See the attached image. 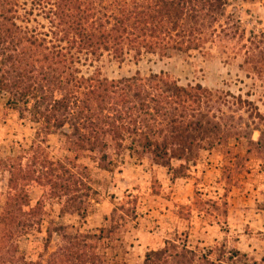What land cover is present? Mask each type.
I'll use <instances>...</instances> for the list:
<instances>
[{"label": "trees", "instance_id": "obj_1", "mask_svg": "<svg viewBox=\"0 0 264 264\" xmlns=\"http://www.w3.org/2000/svg\"><path fill=\"white\" fill-rule=\"evenodd\" d=\"M229 2L32 0V6L44 11V26L31 23L33 8L28 11L26 3L0 0V98L6 109L35 126L36 138L63 132L66 152L60 161L32 156L26 164L8 165V192L0 210V264H124L98 252L112 227L80 234L53 226L44 232L38 262L19 251V239L40 232L42 202L30 207L31 183L45 188L62 214L86 217L96 193L89 169L77 164L81 158L111 172L113 156L119 159L127 153L178 179L186 177L201 151L228 147L230 141L237 145L244 140L247 148L264 151V117L249 114L236 123L200 85L179 86L164 75L84 77L78 69L82 59L98 60L103 54L122 62L130 53L138 60L142 54L165 58L199 51L232 20L226 16ZM258 39L264 42V33L250 38L252 55L263 54L264 48L255 44ZM243 63L251 66L253 61ZM253 132H258L256 142L251 140ZM174 161L177 168L172 167ZM202 204L219 211L225 221L226 199L202 203L194 196L197 210ZM52 234L60 237V244L48 252ZM143 264H264V259L257 261L225 245L202 252L162 240L145 253Z\"/></svg>", "mask_w": 264, "mask_h": 264}, {"label": "rangeland", "instance_id": "obj_2", "mask_svg": "<svg viewBox=\"0 0 264 264\" xmlns=\"http://www.w3.org/2000/svg\"><path fill=\"white\" fill-rule=\"evenodd\" d=\"M19 3H26L28 11L33 8L29 16L33 25V20L47 25L44 11L32 6V0ZM227 15L232 20L224 31H217L199 51L171 53L165 58L142 54L138 60L130 53L122 62L103 54L98 60L82 59L78 65L80 75L99 73L109 80L135 74L144 78L164 75L179 86L208 89L223 104L222 112L236 123L249 114L264 117V51L252 55L249 49L250 38L264 33V0H230ZM259 41L255 44L264 48V42ZM246 59L253 61L251 66L243 63ZM62 133L36 138L35 126L6 109L0 98V210L8 192V165L26 164L32 156L63 160L66 152ZM257 139L258 132H253L251 140ZM248 148L241 140V144L230 141L228 147L201 151L195 163L189 165L186 177L178 179L172 178L167 169L152 166L146 159L129 158L127 153L119 159L113 156L115 166L111 172L99 170L91 160L81 158L77 164L89 169L90 185L96 193L88 214L84 219L62 214L61 205L46 196V189L31 183L27 187L30 207L42 202L40 232L19 239V251L38 262L44 232L53 226L80 234H96L101 228L112 227L111 236L99 244L98 252L124 264H143L145 253L157 248L162 240L202 252L225 245L257 261L264 259V151ZM234 155L242 159L234 161ZM178 165L172 162L173 168ZM194 196L202 203L226 199L225 221L208 204L199 205L197 210L192 205ZM59 244L60 237L52 234L48 252Z\"/></svg>", "mask_w": 264, "mask_h": 264}, {"label": "crops", "instance_id": "obj_3", "mask_svg": "<svg viewBox=\"0 0 264 264\" xmlns=\"http://www.w3.org/2000/svg\"><path fill=\"white\" fill-rule=\"evenodd\" d=\"M152 166H155V165H152ZM156 167H158V166H156Z\"/></svg>", "mask_w": 264, "mask_h": 264}]
</instances>
